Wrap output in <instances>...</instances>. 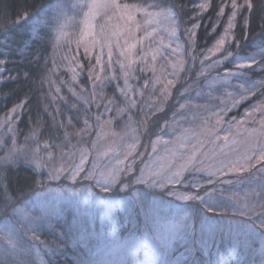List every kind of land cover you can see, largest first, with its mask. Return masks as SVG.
Here are the masks:
<instances>
[{
  "label": "rangeland",
  "instance_id": "1",
  "mask_svg": "<svg viewBox=\"0 0 264 264\" xmlns=\"http://www.w3.org/2000/svg\"><path fill=\"white\" fill-rule=\"evenodd\" d=\"M84 2L91 3V0H53L33 18L32 21L38 19L40 22L36 26V32L33 33L32 30L31 32L39 36L40 29H42L47 40L45 52L38 51L29 55L37 63L36 71H34L36 104L32 106L33 115L29 118L25 128L15 129L14 135L12 133L3 135L0 157H3L8 148L13 146L14 140L16 147L20 149L17 160H25L32 165L34 163L30 159L31 150L37 146L47 162L46 145L50 146L47 151L55 156L54 161L48 162L49 167H58L61 163L66 166L78 164L80 152L84 149L88 153L85 164L86 172L92 169L93 164H98L101 170L116 165L117 160H124L123 166L125 167L130 163L134 164L133 159L138 154L129 156L125 160L127 145L135 143L133 152L135 153L139 144L138 129L141 127V122L146 121L152 112L161 109L173 85L180 78L187 76L197 60V77L183 90L185 96L178 101L175 114L167 127L157 132L135 175L140 174V169H145V172L155 171L169 162L179 167L192 154L193 145H196L197 141L202 142L204 146L198 148L196 152L198 157L196 166L216 173L212 177L215 183L208 187H215L217 196L228 203L222 204L213 212L217 215L216 218L211 217L206 222L203 219L196 226L193 241L198 254L195 256V264H221L220 253L215 248L216 246L213 247V244L216 245L219 240L218 227L222 225L221 221L225 227L223 239L229 244V258L237 259L244 264H264V255L260 251L264 247V240L256 235L245 234L240 229L236 221L243 218L239 215L234 216L235 209L231 206L237 201L243 204L246 194L250 195L253 191H259L257 182L264 175L259 169L264 167V162L256 165L255 168H247L246 171H234L227 166L230 162L245 164L243 156L247 153L250 144L255 142L252 130H258L259 125L244 123L237 127L233 124L229 129L226 123L217 124V116L214 113L220 112L226 104L230 111L221 113L224 121H232L233 118L237 121L242 120L243 114L250 107L249 102L241 101L243 106L238 105L236 108H231L226 93L232 92L233 88L221 87L220 83L214 82L217 72L223 75L226 71H235V67L225 64L211 74L200 75V61L204 59V56H198L193 62L185 51L188 40L186 29L191 28L193 23L199 24L201 15L207 10L200 12L198 5L205 0H197L189 6L192 11L186 19L185 26L180 25L173 8L163 0H121V3L135 5L141 9V11H132L134 22L127 21L119 13H109L111 19L105 16L101 20L99 15L89 17L86 15L87 8L74 7L77 3ZM207 2L209 3L210 0ZM238 3H244V0H238ZM220 6L225 8V14L218 17V8L211 26V32L218 31V35L213 43L202 51L205 55H207V49L211 48L223 35L228 17L231 15L230 0H224L223 4L220 1ZM136 25L139 27L137 28ZM101 26L104 29L103 33ZM146 33H151V35H146ZM102 37L110 39L113 44L119 40L121 46L125 44V40L129 43H136L143 38L142 42L136 43V49L133 50L131 59L136 62L129 76V85L134 89L129 92V96L139 105L138 119L134 115L136 107L121 115H117L115 111L105 112L104 103L110 98H114L120 108H125L124 97L117 88V84L123 87V76L119 72V65L115 63L111 69L106 67L103 72L100 71L99 66L96 67L95 72L101 77L116 74L120 76V79L111 83L105 81L102 89L105 97L103 101L99 95L101 88L97 87L96 99L92 101L93 85L88 68L95 64V53L89 64L88 57L84 55V47L87 44L92 50L93 41H99ZM258 44L253 43L244 52H239L235 45L229 50L238 51L240 55L251 54L257 51ZM177 45L182 47L173 56L172 50L176 49ZM141 50L147 52L149 57L153 52H158L157 60L154 63L150 59L147 62L136 60ZM113 51V61L121 59L116 54L120 49L114 48ZM161 57L166 59H161ZM219 58L220 54H216L215 57L209 58V62L211 59ZM104 59L107 60L106 55ZM177 60L184 61L187 70L182 71L180 76L173 77L169 74L172 69L168 61ZM145 63L148 64V68L141 71L145 68ZM78 65H83V70ZM152 67L156 69L155 72L152 71ZM73 69L77 74L75 80L72 79ZM162 69H165L163 73ZM256 71L259 72V69ZM134 72L141 74L143 83L149 82L144 89V97L140 103V91L134 87L132 81ZM157 76L162 82L174 81L166 97H163L160 92L163 84L155 83ZM261 78V75L252 77L254 80ZM240 82L232 81L233 84ZM57 87L60 88L59 92L56 91ZM158 99L161 102L154 103ZM149 103H153V107L149 108ZM180 105H186V107L181 109ZM25 111H27L26 108L22 110V112ZM101 113H103L101 120L96 121L95 116ZM86 117H91L89 120L90 138H88L89 135L84 136L80 132V129L84 127L83 120ZM2 118L3 116H0V119ZM69 119H71V124H69ZM106 121L110 123H105ZM185 129L188 130L187 134H185ZM33 131L36 133L34 137L31 136ZM217 135L220 137L219 140L216 139ZM225 135L229 136L227 142L223 139ZM26 137L31 138L26 141ZM153 144L156 147L155 153ZM181 144L185 147H180ZM53 145H60V147ZM61 149H63V156H61ZM49 167L37 168L34 164V168L39 172V183L46 180ZM189 171L198 174L196 176L198 178L203 177L200 183L205 184L207 171L194 172L189 167L184 174ZM116 186L120 187L117 184L110 190ZM69 187L76 190L75 200L71 194L57 191ZM85 187L91 189L92 196L83 191ZM92 187L104 193L95 180L72 182L61 177L57 181H47L36 194L25 200H31L34 203L41 200L49 201L55 204L58 210L50 218L52 228L45 226L36 233L40 241L50 245L53 243L60 245L56 252L61 256L62 254L70 255L71 264H77L78 260L84 256H91L100 264H157V262L162 264L164 259L169 261L187 259L191 264L196 251L191 253L188 248H185V240L189 243L192 239L189 212L185 209L188 216L187 219L182 220L184 213L178 212L177 207L185 201H175L173 197L167 195L168 188L171 186L166 189L150 188L147 184H137L135 188L131 187L126 197L116 202L119 217L117 220L112 219V216L107 218L109 214H104L106 206L100 201ZM136 190L143 194L142 199L137 200L132 195ZM38 193H43V196H38ZM16 208H26V205L22 202ZM26 210L32 211V208L29 206ZM32 214L36 213L33 211ZM16 217L17 214L13 210L9 214H1L0 227L5 224L20 227ZM224 222L228 224L224 225ZM177 225L182 226L177 228ZM69 231L72 238H80L81 242L73 244L71 239H68L66 243H62L65 238L58 239L59 233ZM158 237L170 240L166 256L157 257L149 247V240L157 243ZM30 238L31 233H28L26 239L31 242ZM37 247L43 250L42 245L37 244ZM160 251L164 249L161 247Z\"/></svg>",
  "mask_w": 264,
  "mask_h": 264
},
{
  "label": "snow or ice",
  "instance_id": "2",
  "mask_svg": "<svg viewBox=\"0 0 264 264\" xmlns=\"http://www.w3.org/2000/svg\"><path fill=\"white\" fill-rule=\"evenodd\" d=\"M221 3H224V0H221ZM74 7H79L81 9L87 8L88 12L86 13L89 17H94L99 15L100 19L103 20L105 16L111 19L109 13L112 14H121L124 16L127 21L134 22V17L132 16V11H141L140 8H137L135 5H129L126 3H121V0H91V3H77ZM210 7V4L205 0V2L200 3L198 5V9L200 12H204ZM252 5L250 0H244V3H238V0H230V8L231 15L228 17L227 27L224 29V33L220 36L215 44L207 49V55L203 52H196L195 38L197 35V29L200 28L198 23H193L191 28L186 29V34L188 36V40L186 42L187 49L186 53L191 57L193 62L197 59L198 56L203 55L204 59L200 61V75L211 74L216 69H218L221 65H234L235 71H226L221 75L219 72L216 73V77L214 78V82L220 83L221 87H231L233 88L232 92H227L226 96L229 98V103L231 104V108H236L238 105L243 106L241 101L249 102L250 107L249 110H246L243 114V119L237 121L235 118L232 121H224L221 113L225 111H230L228 105H225L224 109H221L220 112L214 113L217 116V124H227L229 129L233 124L237 127L244 123L258 124L259 129L252 130V136L255 139V142L250 144L248 147L247 153L243 156L245 164L237 163H229L227 166L230 167L234 171H246L247 168H255L256 165L264 162V40H261L257 45V51L251 54L240 55L238 51L229 50L234 45L238 48H242L239 45V42L232 38V30L235 27L233 23L237 17V14L245 8H251ZM102 11V15H101ZM225 14V8L223 6L219 7L218 17L223 16ZM31 21V17L24 15L18 21H14L13 23L17 26L21 24H28ZM40 21L37 19L35 21H31V30L33 33L36 32V26ZM244 23L247 25L249 20L245 18ZM138 28L139 25H136ZM104 29L101 26V32L103 33ZM215 31V29H213ZM115 34V33H114ZM146 35H151V33H146ZM7 36H5V40ZM137 41L136 43L142 42ZM5 40H0V49L7 48V44ZM136 43H129L128 40H125V44L123 46L120 45L119 40L112 43L110 39H104L103 37L99 41H93L92 50H90L89 46L85 44L84 47V55L88 57L89 64H91V60L93 59V53L95 64H92L91 67L88 68L89 76L92 79L93 92H92V101L96 99V88L100 87L101 91L99 95L101 100H105L103 93V86L105 81L111 83L112 81H118L120 79L119 75L109 74L101 77L99 74H96L95 69L99 66L100 71L103 72L105 68H112L113 63L119 65V72L123 76V87L117 84V88L121 95L124 97L125 108H120L118 106V102L114 98L106 99L104 103L105 112L115 111L117 115H121L125 111H130L131 108L137 107V101L129 96L130 91H134L129 85V76L131 71L133 70V64L136 62L132 60L131 57L133 55V50L136 49ZM97 44L99 47L97 48ZM181 45H177L176 49L172 50V55L175 56L177 52L181 49ZM114 48H119L120 51L116 53L121 59L113 61ZM107 49V51H105ZM216 54H220L219 59H211L210 57H215ZM0 55H3V52H0ZM105 55L107 56V60H105ZM158 52H153L149 57L147 52L141 50L140 55L136 57V60L141 62H147L149 59L154 63L157 60ZM259 57V59H258ZM161 59H166L161 57ZM171 65L172 71L169 73L173 77L180 76L182 71H186L185 62L182 60H177L175 62L168 61ZM78 67L83 70V65H78ZM148 68V64L145 63V68L141 69L144 71ZM259 69V72L256 71ZM165 69H162V73ZM152 71L155 72L156 69L152 67ZM8 72L7 69V61L4 59H0V85L7 83L11 80H18V77H13L10 74L6 75ZM73 77L72 79H76V73L73 69ZM261 75L260 80L252 79L253 76ZM25 77H28L27 73H24ZM241 81L240 83L233 84L232 81ZM148 81H145V87L148 86ZM156 84H163L160 92L163 97L167 96L168 89L173 85V80L163 81L159 76L156 77ZM56 91L59 92L60 88H56ZM143 95V93H141ZM252 101H255L252 103ZM89 103L90 101H85ZM161 101L158 99L154 103H160ZM30 103V97H25L19 103L14 104L11 108L7 110L2 119H0V129H3V132H0V144H3V135L6 133L15 134V121L19 118L20 113L26 107V105ZM100 106L99 104L97 105ZM74 107V106H73ZM149 108L153 107V103H149ZM186 105H180L181 109H184ZM59 112V109H57ZM257 115L259 119L257 120ZM103 113L95 116L96 121H100ZM91 117H86L83 120L84 127L80 129V132L83 133L84 136L89 135V129L91 125L89 120ZM105 123H110V121H106ZM142 124H147V121H142ZM69 124H71V119H69ZM163 131V130H162ZM185 134H187L188 130L185 129ZM248 131L247 129L245 130ZM36 135L35 131L32 132L31 136L34 137ZM31 137H26V141ZM216 139L219 140L220 137L217 135ZM224 141L227 142L229 139L228 135L223 137ZM95 143V142H94ZM54 147H60V145H53ZM135 143L127 145V154L125 156V160L132 156L135 150ZM203 143L197 141L196 145L192 147V154L186 159L185 163L176 167L174 164L169 162L166 165H161L155 171L145 172V169H140V174L135 175L134 164L130 163L126 167L124 165V160H117L116 165L111 168H106L101 170L98 164H93L92 169L90 171H85V164L87 160V150H81L80 152V161L78 164H68L67 166L64 163H61L60 166H52L49 167L48 162H52L55 160V156L52 152L47 151L45 147V151L47 152V162L45 161L44 156L40 154L41 150L37 146L36 148L31 150V161L36 165L37 168L44 166L49 167V172L46 177V180L41 183L43 187L47 181H57L60 180L61 177H65L67 180L72 182L80 181H92L95 180L96 184L100 186L103 192L108 193L110 189L119 184L121 187V191L127 190L134 185L137 184H147L150 188H160L166 189L168 186L167 195L173 197L175 201H191V202H199L200 205H203V210L205 211L204 221L211 219V217L207 216V213H213L216 209L220 208L222 204L228 203V201H224L217 196V190L215 187H206L207 185H213L215 182L212 177L216 175V173L212 172L209 169L197 167L198 157L196 155L197 149L203 147ZM180 147H185L184 144H181ZM20 149H18L15 145V141L13 140V146L8 148L6 154L3 157H0V170H2V166L9 162H14L17 158ZM156 147L153 144V152L155 153ZM61 156H63V149H61ZM247 166V167H246ZM191 167L194 172H205L207 171V179L205 184L200 183V179L203 177L193 176L191 179H188L184 176V172L187 171ZM176 170H173V169ZM261 173H264V167L259 169ZM83 173V175H82ZM127 180V182H125ZM2 182V181H0ZM177 185L185 186L189 190L180 191L176 188ZM257 187L259 191H253L250 195L246 194L245 200L243 204H240L238 201L231 206L235 209L234 216L239 215V217L243 218L241 220L236 221L239 225L240 229L245 232V234H251L259 236L262 240H264V175L261 176L259 182H257ZM197 189L199 191H197ZM48 191H52V189H48ZM57 191L63 192H72L71 188H63L58 189ZM83 191L88 192L89 196H92L90 188L85 187ZM203 192V195L200 194ZM73 195L77 193L72 192ZM38 196H43V193H38ZM132 195L137 199H142L143 194L136 190L132 193ZM4 196L6 198L5 204L11 200V197L7 194V189L5 188ZM26 208L31 207L32 211H27L26 208H16L13 207V211L17 214V221L20 223V227H16L13 224H5L3 227H0V264H28V258H30L33 254H36L39 257V253L42 249L37 247V244L42 245L44 250L47 252L54 253L60 247L58 244H48L47 242L40 241L39 237L36 235L38 231L43 229L45 226L52 228L51 224V216L56 214L58 211L55 204L41 200L38 203H34L31 200L24 201ZM171 203V202H170ZM190 207V205L180 204L177 207L178 212H183V219H187L188 213L185 211ZM36 214L33 215L32 212ZM232 221H230L231 223ZM203 223V222H202ZM182 225H177V228ZM28 233H31V242L26 239ZM175 235V234H174ZM60 237H64L65 239L62 243H66L68 239H71L73 244L81 242L80 238H72L71 232H61L59 233L58 239ZM183 238V237H182ZM157 243H152L149 240V247L152 251L157 255L166 256L167 249L170 244L169 239H161L157 238ZM187 244V240H185ZM203 244V241L201 242ZM161 247L164 251H160ZM261 254L264 255V247L260 249ZM43 264V262H42ZM77 264H100V262L92 259L91 256H84L80 258ZM158 264V262H157ZM162 264H189L187 259H175V260H167L164 259ZM191 264H195L194 261Z\"/></svg>",
  "mask_w": 264,
  "mask_h": 264
},
{
  "label": "trees",
  "instance_id": "3",
  "mask_svg": "<svg viewBox=\"0 0 264 264\" xmlns=\"http://www.w3.org/2000/svg\"><path fill=\"white\" fill-rule=\"evenodd\" d=\"M53 0H0V40L7 39L5 43L7 48L0 49V52H3V55H0V59L7 61L6 75H11L13 77H18V80H11L7 83L0 85V116H4L9 108L14 104L19 103L25 97H30V103L26 105L25 112H22L15 123V129H22L27 126L29 118L33 115L32 106H35L36 94H35V85L36 77L34 71H36L37 63L32 60L29 55L35 54V52L41 51L45 52L47 49V40L44 37V32L40 29V35L38 36L31 32V21L33 18L50 2ZM168 3L174 10L175 15L181 26H185L187 23V17L190 16L192 11L189 6L195 3L197 0H163ZM221 0H210V7L204 12L199 21L200 28L197 29V35L195 38L196 52L201 53L206 48H208L216 36L218 31L211 32L212 21L216 15V12L219 8ZM252 5L251 8L242 9L235 21V27L233 29V38L239 42V45L242 48H238L239 52H244L246 48L250 47L253 43H260L261 40H264V0H250ZM30 16L31 21L28 24H21L17 26L14 24V21H18L21 16ZM245 18L249 20V23L246 25L244 23ZM218 30V29H217ZM41 36V37H40ZM36 64V65H35ZM24 73L28 74V77L24 76ZM198 73L197 60L194 65L191 67L186 77L180 78L171 88L168 97L164 101V105L161 109L152 112L147 118V124H141L138 129L139 144L135 153L138 154L133 160L135 174L138 171L140 163L148 150L149 145L153 141L154 137L157 135V132L164 130L169 122L171 121L173 115L176 112V106L178 101L185 96L184 89L190 85V83L195 80ZM86 77V76H85ZM134 82V87H136L143 95L139 98V103L144 97L145 92V82H142V76L140 73L134 72L132 77ZM135 118L139 117V105L135 108ZM3 129H0V132H3ZM90 138V135L88 136ZM14 162H9L2 166L0 170V215L9 214L13 207H17L19 204L29 199L31 196L36 194L41 185L38 179V170L34 168V164H30L25 160H17ZM137 160V161H136ZM193 174V175H192ZM188 179H191L193 176H198L189 171L184 174ZM127 182V181H126ZM87 183V182H86ZM136 185L133 187L135 188ZM210 185H207L208 187ZM5 188L7 189L8 196L11 197V200L5 204ZM71 188V187H69ZM177 189L181 191L189 190L185 186L177 185ZM72 192L76 193L75 188H71ZM95 194L100 198V201L106 206L104 214H109L110 218L118 219V207L116 202L121 198L126 197L129 189L121 191L119 186L114 187L108 193H101L94 189ZM197 191H199L197 189ZM63 192V191H62ZM72 192H67L71 194L73 199H76V195H73ZM203 195V192H200ZM185 205H190L188 207L189 220L191 223V237L189 243L185 245V248H188L191 253L196 251L193 261H195V256L198 254V251L195 250L194 243V231L196 226L204 219L205 211L203 206L199 202L185 201ZM208 217L216 218L215 213H207ZM115 220V221H116ZM222 225L218 227L220 232L219 240L213 247L218 250L220 253L221 264H244L243 262L229 258V244L224 238V229L223 221ZM228 223L224 222V225ZM218 232V233H219ZM229 258V259H228ZM65 260V261H64ZM227 260V261H226ZM71 264L72 259L68 254L59 255L56 251L54 253L47 252V250H41L39 257L36 254H33L28 258V264Z\"/></svg>",
  "mask_w": 264,
  "mask_h": 264
}]
</instances>
